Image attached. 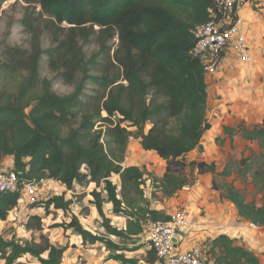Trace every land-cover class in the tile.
<instances>
[{
  "label": "trees",
  "instance_id": "trees-1",
  "mask_svg": "<svg viewBox=\"0 0 264 264\" xmlns=\"http://www.w3.org/2000/svg\"><path fill=\"white\" fill-rule=\"evenodd\" d=\"M6 1L0 0V5ZM20 1L25 5L20 24L30 41L28 48L0 45V164L11 157L19 183L52 180L67 190L75 184H94L91 205L105 233L133 241L146 222L166 221L168 216L149 209L145 171L123 166L129 140H138L145 152H155L165 161L160 180L165 198L189 186L183 158L209 127L203 67L190 54L195 44L192 31L208 22L214 0ZM44 36L50 41L47 49L42 47ZM89 46L97 50L88 56ZM43 57L51 79L41 77ZM54 81L73 86V92L57 95ZM238 132L260 150L253 183L261 204L248 202L231 185L224 187L222 197L245 222L264 227V125ZM208 171L214 173V168ZM220 175L229 176L228 169ZM114 176L119 190L111 182ZM19 195L0 192V221L7 220ZM104 204L127 218L125 230L112 227ZM71 205L61 193L32 206L63 213L70 222L55 226L72 229L83 244H103L115 261L136 264L122 253L129 249L83 229ZM23 226L39 232L42 218L28 215ZM39 240L20 245L0 237L2 264H15L25 255L39 264H61L65 249L43 235ZM208 257L213 264H260L252 252L225 235L211 241ZM144 261L155 264L151 248Z\"/></svg>",
  "mask_w": 264,
  "mask_h": 264
},
{
  "label": "crops",
  "instance_id": "crops-1",
  "mask_svg": "<svg viewBox=\"0 0 264 264\" xmlns=\"http://www.w3.org/2000/svg\"><path fill=\"white\" fill-rule=\"evenodd\" d=\"M238 17L252 60L250 63H241L237 56L228 50L221 58L215 75L207 78L209 92L205 116L209 127L204 132L199 145L183 158L186 167L197 166L199 175L196 183L177 191L171 198H164L160 180L165 171V161L159 158L155 152H145L139 141L133 138L129 140L125 161L128 162L127 166H136L149 176V178L145 177V198L149 209L160 211L166 216H170L176 211H185L187 214L190 228L180 238V251H190L198 246L208 252L211 241L219 235H225L232 239L235 245L252 252L259 263L264 264V227L253 228L251 224L245 222L237 214L233 204L222 197L220 189L213 182L211 172L202 171L209 167L207 165H213L223 170L230 163L231 154H233L231 145L234 143L242 145L238 151L239 156L243 154L246 145H256V142L249 143L242 139L238 129L251 130L255 126L264 125V0H247L241 7ZM149 127L148 125L146 128ZM225 130L228 132L226 133ZM138 161L142 167L137 164ZM11 168H13L12 158L5 157L0 164V170L5 171ZM151 179L154 181L151 182ZM91 186L95 188L94 184H89L87 187L77 185L83 192L89 188L86 193L89 197H91L90 192L94 189H90ZM58 188L66 195L67 192L70 193L74 189V186L72 190H67L63 186ZM117 189L119 190V187ZM89 204L87 205L89 213L81 214L79 211L71 210V214L77 217L80 225L86 231L93 235H103L106 239L121 246L122 243L113 241V238L117 239L116 237L101 234L103 228L101 223H98L101 218L94 206ZM103 207V213L110 220L112 227L125 230L127 218L113 214L111 204H104ZM36 211L28 212V214L42 217L35 213ZM10 216L9 214L6 221H0V230ZM61 216L64 217V225L70 222V219L63 213ZM45 220L42 219V230L36 231L39 236L38 240H34V242L39 243V237L43 235L53 245L64 248L61 264H122L111 259L112 254L106 250L103 244L99 242L93 245L83 244L81 237L72 229L55 226L58 225L56 222H59L56 220L51 222L53 227L52 225L48 227L45 225ZM20 223H25L24 218L20 219ZM140 236L141 234L133 241L122 240L134 246L131 249L142 245L135 251L129 249V252L126 250L122 253L125 258L133 260L136 264H148L144 258L149 247L148 245L143 246L145 243ZM15 242L23 245L22 241ZM46 257V254L42 256V258ZM26 259L32 260L31 264H39L35 258L29 255H25L17 261ZM0 263L3 262L0 260Z\"/></svg>",
  "mask_w": 264,
  "mask_h": 264
},
{
  "label": "built area",
  "instance_id": "built-area-1",
  "mask_svg": "<svg viewBox=\"0 0 264 264\" xmlns=\"http://www.w3.org/2000/svg\"><path fill=\"white\" fill-rule=\"evenodd\" d=\"M246 1L214 0L215 10H209L208 22L192 31L195 44L190 54L200 61L203 67L206 95L209 92L207 78L215 75L221 58L228 50L232 51L241 63H250L252 60L238 17L239 11ZM45 184H56L61 187L59 183L52 180L19 183L18 176L11 169L0 170V192L10 194L20 192L17 206L9 213L14 222L20 223L22 218L26 220V214L34 210H30L31 206L47 199L43 194V185ZM49 189L51 191L57 188ZM20 224L23 228V223ZM251 226L257 227L252 224ZM142 228L140 237L154 251L156 264H213L208 258V252L198 246L190 251L179 250L180 238L190 228V221L185 211L175 212L168 216L166 221L146 222Z\"/></svg>",
  "mask_w": 264,
  "mask_h": 264
},
{
  "label": "rangeland",
  "instance_id": "rangeland-1",
  "mask_svg": "<svg viewBox=\"0 0 264 264\" xmlns=\"http://www.w3.org/2000/svg\"><path fill=\"white\" fill-rule=\"evenodd\" d=\"M25 5L20 1V0H9L6 2H3L0 5V45L2 47L4 46H10V47H22V48H28L29 47V41H30V35L24 30V28L21 26L20 21L23 18V12H24ZM32 10H29L31 12ZM35 12L38 13L40 12L39 8L35 9ZM116 41V40H113ZM50 46V41L46 38V36L43 37L42 41V47L44 49H47ZM95 46H89L86 48V51L88 53V56L91 55L92 53L96 52ZM41 77L42 78H47L51 79L53 77L52 74H50L47 70L46 67V57H43V61L41 63ZM74 87L69 86V85H64L60 81H54L53 82V91L59 95V96H66L70 95L73 92ZM92 89V88H90ZM94 89V88H93ZM92 93L90 91L86 92ZM242 148L241 144H232L231 145V151L233 154H231V159L230 163L225 167L229 171V176L227 177H222L220 173L224 170H220V168L213 166V165H207L211 166L214 168V173L212 174V179L215 185L221 189V194H223V189L226 185H231L234 188L240 190V192L245 195L246 199L248 202L254 201L257 205L261 204V195L257 191V187L254 186L253 183V178L254 174L256 173L257 169L260 166V162L258 160V154L260 152L258 144H254V146H248L246 145L244 147L243 154L239 156L238 151ZM134 154L135 151H133ZM241 159H245V162H240ZM143 160V158H142ZM141 160V161H142ZM131 163V162H129ZM128 162L124 160L123 166H127ZM137 164L142 167V164L138 161ZM10 166V165H9ZM8 166V167H9ZM7 167V168H8ZM208 167V168H209ZM208 168H205L203 170H208ZM142 170V169H141ZM216 171V172H215ZM185 174L188 177L189 180V186H192L193 184L196 183L197 177L199 175L198 173V168L196 165H191L189 167H186L185 169ZM147 178L149 176L146 175ZM146 178V179H147ZM111 182L116 185L117 187L120 186L119 178L117 176H114L111 178ZM55 187L57 189L51 190L49 188ZM59 186L56 184H51V185H43V190H44V197L49 198L54 195H60L61 190L58 188ZM155 187V186H154ZM158 188V186H156ZM94 186H91L90 189H93ZM75 189V190H74ZM74 189L70 193H66L65 196L66 199H69L72 201V205L70 206V211L71 210H76L79 211L81 214H87L89 213V208L87 205H90L91 203V197H89L86 193H88L86 189L85 192L81 190V188H78L77 185H74ZM118 190V189H117ZM143 190L144 192L146 191V183L143 185ZM78 191V192H76ZM148 192V189H147ZM78 193V195H77ZM164 197V196H163ZM165 198V197H164ZM85 205V206H83ZM104 208V207H103ZM31 209H39L35 208L32 206ZM34 211V210H33ZM177 212V211H176ZM25 213V211H24ZM35 213H38L39 215H42V219H46L45 225L51 226L52 221H59L56 222L58 225L63 223V216H61L60 212H57L53 209H49L48 213H45L44 210L39 211L37 210ZM28 218V213L26 214ZM102 221L99 220V224ZM43 223V222H42ZM15 224V226H12ZM64 224V223H63ZM61 224V225H63ZM53 227V225H52ZM21 228V229H19ZM22 229V226L19 223H16L12 220V216L9 217L7 223L2 227L0 230V237L4 238L5 240H14V241H22V243H26L27 241H34L38 240L39 234L36 233V231H24ZM101 234H105V230L102 229ZM113 241L117 243H122V247H127V249H131V247H134L127 242H123L120 239H114ZM139 246H142L141 244ZM138 246V247H139ZM147 246V245H143ZM129 252V251H127ZM28 263L31 264L32 260H21V261H16L15 264H22V263ZM1 264V263H0Z\"/></svg>",
  "mask_w": 264,
  "mask_h": 264
}]
</instances>
